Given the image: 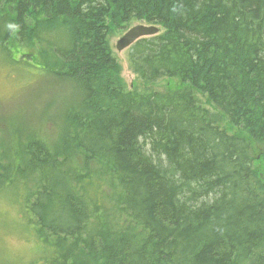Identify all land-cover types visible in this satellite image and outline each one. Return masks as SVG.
<instances>
[{
	"label": "trees",
	"instance_id": "obj_1",
	"mask_svg": "<svg viewBox=\"0 0 264 264\" xmlns=\"http://www.w3.org/2000/svg\"><path fill=\"white\" fill-rule=\"evenodd\" d=\"M162 32L127 49L110 29ZM74 85L58 142H20L40 264H264V0H0V56ZM197 94L237 133L216 126Z\"/></svg>",
	"mask_w": 264,
	"mask_h": 264
},
{
	"label": "rangeland",
	"instance_id": "obj_2",
	"mask_svg": "<svg viewBox=\"0 0 264 264\" xmlns=\"http://www.w3.org/2000/svg\"><path fill=\"white\" fill-rule=\"evenodd\" d=\"M139 24L142 23L133 22L124 28L110 29L109 45L121 67V77L129 88L134 85L138 90H166L164 80L142 84L127 64V50H115L116 41L129 28ZM5 60L0 56V149L9 152L4 163L10 169L20 142L32 137L45 139L53 145L58 142L62 132V111L77 97L73 83L55 80L38 64L17 60L14 54L11 58L6 56ZM197 99L218 128L231 134L240 130L232 126L222 112L213 108L204 95L197 94ZM29 177L30 174H25L14 185L0 187V264H40L51 254L30 228L25 199L31 183L24 182Z\"/></svg>",
	"mask_w": 264,
	"mask_h": 264
},
{
	"label": "water",
	"instance_id": "obj_3",
	"mask_svg": "<svg viewBox=\"0 0 264 264\" xmlns=\"http://www.w3.org/2000/svg\"><path fill=\"white\" fill-rule=\"evenodd\" d=\"M159 27L156 25L139 24L129 28L115 43V50L122 52L127 50L136 41L153 37L159 34Z\"/></svg>",
	"mask_w": 264,
	"mask_h": 264
}]
</instances>
